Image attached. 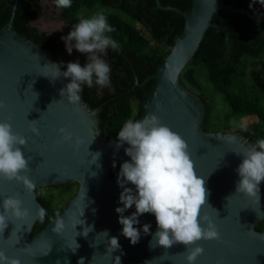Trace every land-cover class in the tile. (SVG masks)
I'll list each match as a JSON object with an SVG mask.
<instances>
[{"label": "water", "instance_id": "water-1", "mask_svg": "<svg viewBox=\"0 0 264 264\" xmlns=\"http://www.w3.org/2000/svg\"><path fill=\"white\" fill-rule=\"evenodd\" d=\"M190 1V10L183 12L155 0L157 9L177 13L184 24L155 73L141 84L135 78L136 86L154 81L153 91L143 102L145 113L141 120L146 115H156L163 125L181 135L189 145L197 174L205 179L210 206H205L201 215L217 225L221 239L198 242L195 246L203 247L204 253L195 264H264V228L260 232L256 229L264 221V182L260 184L259 203L236 192L240 180L236 169L244 158L237 153L244 152L248 144L234 134L204 132L200 127L204 105L180 82L205 33L216 27L212 23L215 13L241 14L252 21L260 17L219 0ZM16 4L15 1L10 18L0 29V101L6 105L0 110V122H8L11 117L13 131L28 141L21 150L30 159L29 171L22 175H27L35 186L71 182L77 183L78 189L62 213L33 235L41 208L35 191L29 193L21 183L0 179V213L4 211L3 200L17 195L30 212L24 220L10 219L0 234V250L21 264H79L81 258L84 264H187L183 244L169 249L150 246L152 234L158 230L153 214L139 217L136 227L141 238L136 245L121 234L123 226L116 208L123 207L119 202L123 189L118 175L111 176L110 172L130 162L125 152L130 145L124 142L118 146L116 141L101 138L97 132L98 111L91 110L82 99L79 105H73L61 96L70 78L60 77L53 82L42 75H51V69L43 67L54 62L48 53L13 30ZM31 121H35L34 125ZM32 126L39 129L38 136L30 131ZM60 128L72 134L70 143H57L62 140ZM227 136L237 139L227 142L223 139ZM77 138L82 141L79 147L75 146ZM126 187L135 191L134 185ZM135 211L133 206L124 215ZM58 220L63 221L64 228L55 233ZM82 220L85 223L80 225ZM146 223L151 224L149 235L143 233ZM87 226L93 231L85 237ZM112 237L118 238V250L110 245Z\"/></svg>", "mask_w": 264, "mask_h": 264}, {"label": "trees", "instance_id": "trees-1", "mask_svg": "<svg viewBox=\"0 0 264 264\" xmlns=\"http://www.w3.org/2000/svg\"><path fill=\"white\" fill-rule=\"evenodd\" d=\"M15 1L13 30L16 34L48 53L54 63L64 65L76 61L82 66L87 63L86 54H78L75 48L69 54L62 39L83 19L79 13L84 10L105 13L113 29L108 35L120 45L119 51L109 48L102 54L111 69V88L82 85L80 95L91 110L98 111L96 119L100 137L118 142V132L126 120H141L144 116L143 102L154 88L152 79L143 86H136L135 78L141 84L155 73L169 52L168 45L181 33L183 18L177 13L157 9L155 0H72L71 7L65 9L57 8L54 0H47L60 11L64 25L60 31L39 33L29 20L41 15L42 0H0V29L10 18ZM159 1L162 6L175 7L183 12L191 7L190 0ZM219 2L247 9L260 19L252 21L241 14L215 13L212 23L216 27L205 33L192 61L183 70L180 82L189 91L196 90L201 94L198 97L204 105V113L200 127L204 132L226 133L227 129L216 131V123L227 125L233 118L257 117L259 122L248 124L234 133L251 144L264 138V0ZM199 65L207 71L210 89L223 95V114L216 113L212 103L202 94L203 86L196 76ZM62 71H66V67ZM244 80L248 87L243 86ZM120 168L112 169L110 175H118ZM77 189L78 184L71 182L35 187L36 198L46 214L43 220L38 218L33 235L62 213ZM59 201L65 206H58ZM263 228L264 221L256 226L259 232Z\"/></svg>", "mask_w": 264, "mask_h": 264}, {"label": "clouds", "instance_id": "clouds-1", "mask_svg": "<svg viewBox=\"0 0 264 264\" xmlns=\"http://www.w3.org/2000/svg\"><path fill=\"white\" fill-rule=\"evenodd\" d=\"M57 8H70L72 0H54ZM113 31L104 12L99 11L90 17L80 19L66 37H62L69 54L73 48L86 54L87 63L83 66L79 61L57 64L49 62L43 68L51 69V75L42 74L53 82L60 77L70 78L71 82L61 89V96L68 103L79 105L82 85L91 88L95 84L101 88H111L110 66L102 58V54L111 48L119 51V43L108 33ZM66 67V71H62ZM175 83V80H171ZM51 105V104H50ZM49 105V106H50ZM48 106V107H49ZM6 105L0 101V110ZM11 117L8 122H0V179L8 182L21 183L29 193L35 189V184L27 175L29 158L21 146H27V139L13 131ZM35 121H31L34 125ZM30 131L38 136L39 129L32 126ZM62 140L57 143H70L72 134L65 128L59 129ZM118 146L127 142L130 147L125 149L126 155L131 158L121 165L118 174V183L123 191L119 202L123 207H117L119 223L123 226L122 235L136 245L140 238L139 217L144 214H153L158 230L152 234L151 247L161 246L165 249L175 244H183L187 248V264H195L197 258L204 253L203 247L195 246L200 241L220 240L221 236L217 225L201 212L207 203L210 193L205 187V179L199 176L191 159L189 145L181 135L163 125L156 115H146L142 120L128 119L118 132ZM227 142H234L235 136L223 138ZM82 141L76 139V147ZM243 155V161L236 171L240 180L236 192L249 199L260 202V184L264 182V138L248 144ZM99 158V154L95 155ZM127 184L135 186L126 187ZM135 206L136 211L129 216L124 213ZM3 212L0 213V234L8 226L11 218L24 220L30 216L28 209L23 207L19 196H9L3 200ZM215 210V209H214ZM216 211V210H215ZM45 209L41 207L38 215L41 220L45 216ZM84 214V212H83ZM219 215V213L217 212ZM85 221L82 220V224ZM206 225V227H205ZM64 228L62 220H58L53 231L59 233ZM151 224L143 225V233L149 235ZM93 231V227L84 228L83 235ZM106 236L107 231L103 232ZM112 248H120L118 238L110 239ZM195 246V247H194ZM79 245L77 244V248ZM76 251V250H75ZM73 251V252H75ZM120 261L119 257H116ZM0 264H21L18 259H9L4 251L0 250ZM79 264H84L81 258Z\"/></svg>", "mask_w": 264, "mask_h": 264}, {"label": "rangeland", "instance_id": "rangeland-1", "mask_svg": "<svg viewBox=\"0 0 264 264\" xmlns=\"http://www.w3.org/2000/svg\"><path fill=\"white\" fill-rule=\"evenodd\" d=\"M95 11H81L79 13V16L81 18H86L90 17L91 15L94 14ZM31 25L37 28L41 32H46V33H53L56 31H60L64 25L62 19L60 18V11L52 5L51 2L48 1H43L42 2V13L39 17L36 19H33L31 21ZM78 54H81L76 50ZM196 76L198 81L201 83L203 86V92L202 94L208 98V100L212 103L214 106L216 113H222L225 101L223 99V95L221 93H217L210 89L209 87V82H208V76H207V71L204 66L199 65L196 69ZM245 81V80H244ZM243 86L248 87V83L245 81L242 83ZM193 93L195 96L198 97V95H201L200 92L193 90L190 91ZM199 98V97H198ZM200 99V98H199ZM223 114V113H222ZM259 122L257 117L254 116H247L243 118H233L229 121L227 125H224L221 122L216 123V131L218 132H223L224 129H227L228 134H234L235 130L240 129L248 124ZM58 206L63 207L64 202L59 201L57 202Z\"/></svg>", "mask_w": 264, "mask_h": 264}, {"label": "flooded vegetation", "instance_id": "flooded-vegetation-1", "mask_svg": "<svg viewBox=\"0 0 264 264\" xmlns=\"http://www.w3.org/2000/svg\"><path fill=\"white\" fill-rule=\"evenodd\" d=\"M43 1H45V0H42L41 2H40V5L42 6V2ZM39 17V16H38ZM36 19V18H35ZM33 19H31V20H29L30 21V24H31V21H32ZM34 27V26H33ZM35 28V27H34ZM35 29H37V28H35ZM37 31L39 32V33H41V31H39L38 29H37ZM246 142V141H245Z\"/></svg>", "mask_w": 264, "mask_h": 264}]
</instances>
